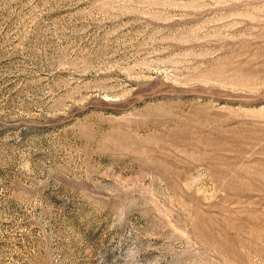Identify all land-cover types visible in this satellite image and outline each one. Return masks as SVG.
<instances>
[{
	"label": "rangeland",
	"instance_id": "374dc122",
	"mask_svg": "<svg viewBox=\"0 0 264 264\" xmlns=\"http://www.w3.org/2000/svg\"><path fill=\"white\" fill-rule=\"evenodd\" d=\"M0 264H264V0H0Z\"/></svg>",
	"mask_w": 264,
	"mask_h": 264
}]
</instances>
